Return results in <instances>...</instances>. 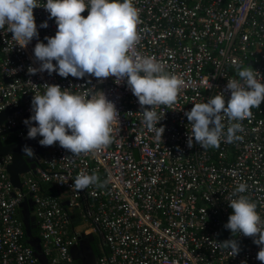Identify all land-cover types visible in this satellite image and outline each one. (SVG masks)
I'll list each match as a JSON object with an SVG mask.
<instances>
[{
	"label": "built area",
	"instance_id": "1",
	"mask_svg": "<svg viewBox=\"0 0 264 264\" xmlns=\"http://www.w3.org/2000/svg\"><path fill=\"white\" fill-rule=\"evenodd\" d=\"M133 3L142 21L135 52L155 57L185 81L176 104L156 109L164 112L156 125L164 126L161 140L144 125L126 78L98 82L91 76L28 72L29 66L39 68L35 44H46L44 38L57 31L55 18L49 19L43 6L33 9L38 39L26 47L17 44L7 26L0 29V110L18 107L0 123V131H11L1 136L3 142L8 135L29 139L28 126L17 127L33 115V95L42 94L45 84L103 92L119 114L110 145L99 153L66 159L71 153L57 142L21 176V190L11 185L5 170L10 155L0 157V264H38L21 223L18 203L23 199L31 201V237L38 239L46 264H77L71 248L80 235L96 231L102 244H90L91 264H262L254 238L234 235L224 226L232 214L228 201L237 182L247 183L244 195L264 219V101L242 122L241 140L221 141L218 148L207 150L194 138L193 147L187 146L191 125L184 113L217 93H224L227 102V80L238 78V65L264 77V0ZM81 15L86 17L87 9ZM44 21L47 28L40 27ZM81 171L96 173L104 186L76 191L72 185ZM38 182L56 190L55 195ZM229 239L239 244L235 256L215 244Z\"/></svg>",
	"mask_w": 264,
	"mask_h": 264
},
{
	"label": "clouds",
	"instance_id": "2",
	"mask_svg": "<svg viewBox=\"0 0 264 264\" xmlns=\"http://www.w3.org/2000/svg\"><path fill=\"white\" fill-rule=\"evenodd\" d=\"M41 6L49 13V19L55 18L57 31L44 38L46 44L39 40L35 44L34 57L40 64L39 68L29 66L28 72H57L61 77L70 75L78 79L91 76L98 82L110 76L117 83L126 78L142 110L144 125L161 140L165 129L156 125L164 112L158 113L156 109L176 104L185 81L181 75L166 71V66L155 57L135 52L142 21L133 0H46L43 5L38 0H0V29L7 26L17 44L26 47L34 37L38 39L33 9ZM86 9L85 17L81 14ZM40 27L47 28V21ZM237 76L227 80V102L224 93H217L207 102L194 103L184 113L191 125L189 148L193 147V138L203 150L218 148L221 141L233 143L242 139L238 135L243 131L242 122L251 119L252 109H258L264 101V77L251 67L239 65ZM43 87L42 94L37 91L33 95V115L24 121L29 139L41 136V146L58 142L71 153L66 159L99 153L112 143L113 125L119 114L103 92L90 88L73 92L61 90L59 85ZM33 121L36 126H32ZM22 151L27 157L35 155L27 146ZM90 186L102 188L104 184L96 173L84 171L72 185L76 191ZM247 190L246 182H237L228 201L232 214L224 227L234 235L253 237V243L260 246L256 258L264 264V219L257 212V204L244 195ZM215 244L220 249H230L232 256L240 251L238 242L232 239Z\"/></svg>",
	"mask_w": 264,
	"mask_h": 264
},
{
	"label": "water",
	"instance_id": "3",
	"mask_svg": "<svg viewBox=\"0 0 264 264\" xmlns=\"http://www.w3.org/2000/svg\"><path fill=\"white\" fill-rule=\"evenodd\" d=\"M17 109L18 107L0 110V123L5 119L6 115ZM32 125H36V123L33 121ZM26 126L28 125L20 124L17 128H25ZM8 132L11 131H0V157L10 155V163L6 166L5 170L11 185L17 190H21V176L33 168V166L38 163L39 157L43 154H47L51 146H41L39 144V140L42 139L41 136L35 139L23 140L14 138L11 142H3L1 136ZM25 146L30 147L34 151L35 155L33 157H27L22 151ZM64 204L66 203L64 202ZM30 206V199H23L18 203L21 223L25 236L27 237L26 243L32 247L38 264H46L45 257L40 253L38 239L31 237V228H33V224L31 223L32 217L29 216ZM92 236L93 234L87 237L80 235L77 245L71 248V256L74 260H77V264H91L93 259V253L90 247Z\"/></svg>",
	"mask_w": 264,
	"mask_h": 264
},
{
	"label": "flooded vegetation",
	"instance_id": "4",
	"mask_svg": "<svg viewBox=\"0 0 264 264\" xmlns=\"http://www.w3.org/2000/svg\"><path fill=\"white\" fill-rule=\"evenodd\" d=\"M13 139H14V138H13L12 135H8L7 138H6V141H7V142H11V141H13ZM40 157H41V156H40ZM40 157H39V158H40ZM90 244H91L92 246H94V247L99 246V245L102 244V237H101V234H100L98 231H96V232L93 234V236H92V240H91Z\"/></svg>",
	"mask_w": 264,
	"mask_h": 264
},
{
	"label": "trees",
	"instance_id": "5",
	"mask_svg": "<svg viewBox=\"0 0 264 264\" xmlns=\"http://www.w3.org/2000/svg\"><path fill=\"white\" fill-rule=\"evenodd\" d=\"M38 185L40 186V187H44V188H49V194H53V195H55V193H56V190H54V189H52V187H50V186H48V184H46V183H43V182H38Z\"/></svg>",
	"mask_w": 264,
	"mask_h": 264
},
{
	"label": "rangeland",
	"instance_id": "6",
	"mask_svg": "<svg viewBox=\"0 0 264 264\" xmlns=\"http://www.w3.org/2000/svg\"><path fill=\"white\" fill-rule=\"evenodd\" d=\"M84 226H86V225H84ZM76 228L79 229V228H80V225L78 224V225L76 226Z\"/></svg>",
	"mask_w": 264,
	"mask_h": 264
}]
</instances>
